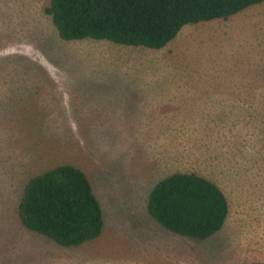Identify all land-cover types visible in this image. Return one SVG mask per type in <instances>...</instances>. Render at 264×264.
<instances>
[{"label": "rangeland", "instance_id": "rangeland-1", "mask_svg": "<svg viewBox=\"0 0 264 264\" xmlns=\"http://www.w3.org/2000/svg\"><path fill=\"white\" fill-rule=\"evenodd\" d=\"M50 0H0V264L264 263V1L184 25L161 49L62 40ZM85 172L101 235L64 247L25 228L27 181ZM228 201L220 231L179 236L148 212L167 175Z\"/></svg>", "mask_w": 264, "mask_h": 264}, {"label": "trees", "instance_id": "trees-1", "mask_svg": "<svg viewBox=\"0 0 264 264\" xmlns=\"http://www.w3.org/2000/svg\"><path fill=\"white\" fill-rule=\"evenodd\" d=\"M264 0H50L46 12L64 41L107 40L161 49L186 24L228 19ZM228 201L211 180L176 172L159 180L148 195L149 214L179 236L203 240L221 230ZM28 230L73 247L101 235L99 199L83 170L57 165L30 178L17 206ZM264 264V263H254Z\"/></svg>", "mask_w": 264, "mask_h": 264}]
</instances>
